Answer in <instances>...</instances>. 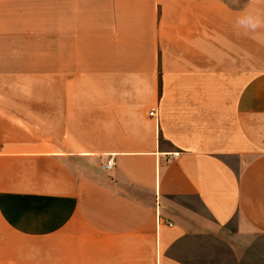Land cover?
<instances>
[{"label":"crops","instance_id":"obj_1","mask_svg":"<svg viewBox=\"0 0 264 264\" xmlns=\"http://www.w3.org/2000/svg\"><path fill=\"white\" fill-rule=\"evenodd\" d=\"M222 247L264 264V0H0V264Z\"/></svg>","mask_w":264,"mask_h":264},{"label":"built area","instance_id":"obj_2","mask_svg":"<svg viewBox=\"0 0 264 264\" xmlns=\"http://www.w3.org/2000/svg\"><path fill=\"white\" fill-rule=\"evenodd\" d=\"M149 115L154 117L155 119H158L159 117V109L157 106L151 108L150 112H149ZM180 155V152H173L170 154V157L167 159V160H170V159H175L177 158L178 156ZM113 159L110 158L107 163L104 165V168L105 169H110L112 166H113ZM170 225H172L171 223H169Z\"/></svg>","mask_w":264,"mask_h":264},{"label":"rangeland","instance_id":"obj_3","mask_svg":"<svg viewBox=\"0 0 264 264\" xmlns=\"http://www.w3.org/2000/svg\"><path fill=\"white\" fill-rule=\"evenodd\" d=\"M226 252H231V251L226 250L224 247L218 249L217 256L219 257V260L228 259L227 262H222V264H236L232 258L233 255H231V253H226ZM230 258H232L231 261L229 260ZM218 262L219 261H210L209 264H218ZM195 263H198V262H195Z\"/></svg>","mask_w":264,"mask_h":264},{"label":"clouds","instance_id":"obj_4","mask_svg":"<svg viewBox=\"0 0 264 264\" xmlns=\"http://www.w3.org/2000/svg\"><path fill=\"white\" fill-rule=\"evenodd\" d=\"M258 25H252L253 28L257 27Z\"/></svg>","mask_w":264,"mask_h":264}]
</instances>
